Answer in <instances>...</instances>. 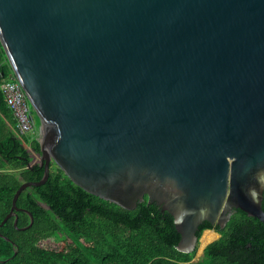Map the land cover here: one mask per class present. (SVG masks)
<instances>
[{
  "label": "water",
  "instance_id": "water-1",
  "mask_svg": "<svg viewBox=\"0 0 264 264\" xmlns=\"http://www.w3.org/2000/svg\"><path fill=\"white\" fill-rule=\"evenodd\" d=\"M0 41L45 167L0 230L34 225L19 228L18 200L53 163L123 209L148 197L182 253L205 222L264 223V0H0Z\"/></svg>",
  "mask_w": 264,
  "mask_h": 264
},
{
  "label": "trees",
  "instance_id": "trees-1",
  "mask_svg": "<svg viewBox=\"0 0 264 264\" xmlns=\"http://www.w3.org/2000/svg\"><path fill=\"white\" fill-rule=\"evenodd\" d=\"M0 224L10 214L13 199L25 182H40L41 163L32 165L30 151L41 152L38 140L21 139L17 121L2 85L14 74L0 41ZM38 126V125H37ZM32 165V166H31ZM15 217L0 230V264H264V223L238 210L225 229L205 222L198 232L214 230L221 238L198 251L177 250L181 236L173 216L149 198L135 210L94 196L77 186L54 163L49 181L25 190ZM264 209V201H263ZM57 238L62 241L56 246Z\"/></svg>",
  "mask_w": 264,
  "mask_h": 264
},
{
  "label": "built area",
  "instance_id": "built-area-1",
  "mask_svg": "<svg viewBox=\"0 0 264 264\" xmlns=\"http://www.w3.org/2000/svg\"><path fill=\"white\" fill-rule=\"evenodd\" d=\"M2 91L17 121L19 137L21 139L24 137L30 138V143L35 139L37 140L38 135L40 134L41 136V129L40 127L38 128L36 120L33 119L35 116L33 106L15 74L4 81Z\"/></svg>",
  "mask_w": 264,
  "mask_h": 264
},
{
  "label": "rangeland",
  "instance_id": "rangeland-1",
  "mask_svg": "<svg viewBox=\"0 0 264 264\" xmlns=\"http://www.w3.org/2000/svg\"><path fill=\"white\" fill-rule=\"evenodd\" d=\"M36 122H37V125L40 127V121H39V119L36 117ZM38 127V128H39ZM39 136H40V134L38 135V137H37V140H38V142H39ZM30 151H31V154H32V157H33V164L35 165V164H37V163H41V158L38 156V154L37 153H35L34 151H32L31 149H30ZM213 232H215L214 230H212ZM205 233V232H204ZM216 234H217V232H215ZM204 235V234H203ZM218 235V234H217ZM217 237H219V236H217ZM218 239V238H217ZM216 239V240H217ZM216 240H214L213 242H215ZM57 241L59 242V243H56L55 242V244H56V246H59L60 244H61V242L60 241H62V239L61 238H57ZM201 243H200V246H199V250H198V253H197V256H196V261H198V260H200L201 258H202V256H203V253H202V251L203 250H201Z\"/></svg>",
  "mask_w": 264,
  "mask_h": 264
},
{
  "label": "bare ground",
  "instance_id": "bare-ground-1",
  "mask_svg": "<svg viewBox=\"0 0 264 264\" xmlns=\"http://www.w3.org/2000/svg\"><path fill=\"white\" fill-rule=\"evenodd\" d=\"M218 235L213 231H206L201 240V250H203L207 245L213 243L216 240Z\"/></svg>",
  "mask_w": 264,
  "mask_h": 264
},
{
  "label": "flooded vegetation",
  "instance_id": "flooded-vegetation-1",
  "mask_svg": "<svg viewBox=\"0 0 264 264\" xmlns=\"http://www.w3.org/2000/svg\"><path fill=\"white\" fill-rule=\"evenodd\" d=\"M216 226H218V225H216ZM223 230V229H222Z\"/></svg>",
  "mask_w": 264,
  "mask_h": 264
},
{
  "label": "crops",
  "instance_id": "crops-1",
  "mask_svg": "<svg viewBox=\"0 0 264 264\" xmlns=\"http://www.w3.org/2000/svg\"><path fill=\"white\" fill-rule=\"evenodd\" d=\"M39 127V126H38ZM37 134V133H36Z\"/></svg>",
  "mask_w": 264,
  "mask_h": 264
}]
</instances>
